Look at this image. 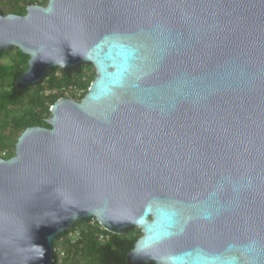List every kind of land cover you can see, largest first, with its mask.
<instances>
[{
	"label": "water",
	"instance_id": "water-1",
	"mask_svg": "<svg viewBox=\"0 0 264 264\" xmlns=\"http://www.w3.org/2000/svg\"><path fill=\"white\" fill-rule=\"evenodd\" d=\"M93 64L0 155V264H55L77 221L142 235L130 264H264V0H49L0 8V53Z\"/></svg>",
	"mask_w": 264,
	"mask_h": 264
},
{
	"label": "trees",
	"instance_id": "trees-1",
	"mask_svg": "<svg viewBox=\"0 0 264 264\" xmlns=\"http://www.w3.org/2000/svg\"><path fill=\"white\" fill-rule=\"evenodd\" d=\"M48 1L10 0L7 10L1 9L4 13L25 14L28 5L47 4ZM3 3L4 0H0V5ZM15 50L13 63L0 62V149L5 150L4 154L0 152V155L6 158L15 154L14 151L6 150L9 146L16 145L18 137L27 127L37 125L50 127L47 119L51 116L52 105L58 99L67 96L62 90L64 85L84 84L85 96L97 76L93 64H84L72 71L57 67L38 84L19 89L15 81L18 75L28 68L30 56L19 48ZM5 53L7 51L1 52L0 58ZM87 68L92 69V76L86 83L82 74ZM8 129L10 132L4 134L3 131ZM15 135L19 136L14 139ZM95 222L92 224V221H77L73 228L57 238L56 247L58 241L64 238L62 241L66 253L64 264H130L127 261V254L135 247L142 230L136 227L119 234L105 229L98 221ZM80 227L81 235L74 240L69 238V233ZM102 235L105 236L104 239L101 238ZM59 259V252H56L55 264H59Z\"/></svg>",
	"mask_w": 264,
	"mask_h": 264
},
{
	"label": "rangeland",
	"instance_id": "rangeland-1",
	"mask_svg": "<svg viewBox=\"0 0 264 264\" xmlns=\"http://www.w3.org/2000/svg\"><path fill=\"white\" fill-rule=\"evenodd\" d=\"M9 2L10 0H4V3L2 5H0V8H4V10H7L8 6H9ZM16 54V50L15 48L7 51V53H5L1 58H0V62H3V63H13L14 61V56ZM83 78H84V81H86V83L88 81H90L91 79V76H92V69H85V71L83 72ZM10 129L8 130H4L3 133L4 134H8L10 131ZM12 131V129H11ZM19 135H15L14 136V139H16ZM9 142V141H8ZM15 148H16V145L15 146H9L8 149L6 150V152H11V151H14L15 152ZM0 152H2L4 154L5 150H1L0 149ZM92 221V224H95L96 222L94 220H91ZM85 226V225H84ZM86 227V226H85ZM81 228V227H80ZM70 235V238L72 239H75L77 238V234L76 232L74 231H71L69 233ZM68 235V236H69ZM57 248H58V252H59V264H64V256H66V253L65 251L63 250V242L61 240L58 241V245H57Z\"/></svg>",
	"mask_w": 264,
	"mask_h": 264
},
{
	"label": "built area",
	"instance_id": "built-area-1",
	"mask_svg": "<svg viewBox=\"0 0 264 264\" xmlns=\"http://www.w3.org/2000/svg\"><path fill=\"white\" fill-rule=\"evenodd\" d=\"M83 81H84V78H83ZM62 90L66 93V95L68 97H74V98H77L79 100V98L84 96V94L86 92V87H85L84 84H80V85H78V84H70V85H64L62 87ZM92 220L95 221L96 219H92ZM74 232H76L77 237H79L81 235V228H77L76 230H74ZM69 238H70V235H69ZM101 238L104 239L105 236L102 235ZM63 240H64V238L61 239V241H63ZM55 250H56V252H58V248L56 246H55Z\"/></svg>",
	"mask_w": 264,
	"mask_h": 264
}]
</instances>
